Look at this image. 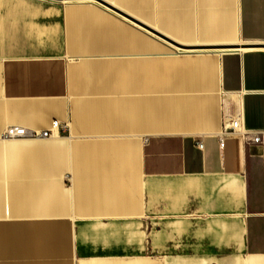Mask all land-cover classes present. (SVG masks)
<instances>
[{
    "label": "crops",
    "instance_id": "1",
    "mask_svg": "<svg viewBox=\"0 0 264 264\" xmlns=\"http://www.w3.org/2000/svg\"><path fill=\"white\" fill-rule=\"evenodd\" d=\"M3 11L0 264H264V0Z\"/></svg>",
    "mask_w": 264,
    "mask_h": 264
},
{
    "label": "built area",
    "instance_id": "2",
    "mask_svg": "<svg viewBox=\"0 0 264 264\" xmlns=\"http://www.w3.org/2000/svg\"><path fill=\"white\" fill-rule=\"evenodd\" d=\"M66 127V125H61L59 121H53L49 128L44 130H34L21 125L9 126L3 134V139H41L49 138L55 135V131ZM247 130L243 127L239 119H233L230 124L224 125L221 134L219 135V144L223 148L225 146L226 137L230 135H235L242 137ZM261 140L260 136L255 137V141L259 142ZM202 146V143H200Z\"/></svg>",
    "mask_w": 264,
    "mask_h": 264
},
{
    "label": "rangeland",
    "instance_id": "3",
    "mask_svg": "<svg viewBox=\"0 0 264 264\" xmlns=\"http://www.w3.org/2000/svg\"><path fill=\"white\" fill-rule=\"evenodd\" d=\"M5 1H6V0H2L3 5L5 4ZM3 7H4V6H3ZM3 10H4V9H3ZM1 14H3V16L0 17V22L2 23V25H5L6 21H8L9 18H6V17H5V12H4V11H3ZM1 42H2L3 45L6 44V40H5V39H3ZM4 53H5V52L0 53V54H4ZM12 140H15V139H12ZM16 140H17V139H16Z\"/></svg>",
    "mask_w": 264,
    "mask_h": 264
}]
</instances>
